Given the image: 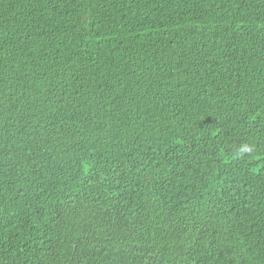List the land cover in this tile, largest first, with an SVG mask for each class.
Instances as JSON below:
<instances>
[{
  "label": "trees",
  "instance_id": "1",
  "mask_svg": "<svg viewBox=\"0 0 264 264\" xmlns=\"http://www.w3.org/2000/svg\"><path fill=\"white\" fill-rule=\"evenodd\" d=\"M0 264H264V0H0Z\"/></svg>",
  "mask_w": 264,
  "mask_h": 264
},
{
  "label": "clouds",
  "instance_id": "2",
  "mask_svg": "<svg viewBox=\"0 0 264 264\" xmlns=\"http://www.w3.org/2000/svg\"><path fill=\"white\" fill-rule=\"evenodd\" d=\"M243 151H250L249 148L245 147L244 149H242Z\"/></svg>",
  "mask_w": 264,
  "mask_h": 264
}]
</instances>
